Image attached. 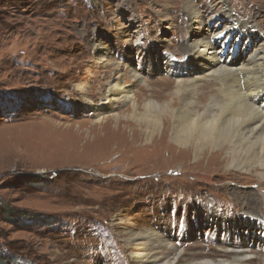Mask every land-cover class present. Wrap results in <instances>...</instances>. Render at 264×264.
<instances>
[{
	"label": "rangeland",
	"instance_id": "obj_1",
	"mask_svg": "<svg viewBox=\"0 0 264 264\" xmlns=\"http://www.w3.org/2000/svg\"><path fill=\"white\" fill-rule=\"evenodd\" d=\"M186 1L202 8L204 24L224 29L228 21L204 11L219 0H0V256L9 257L3 264H132L126 240L150 231L174 245L179 264L193 255L201 259L198 253L213 258L224 238L213 225L242 217L246 197L264 202L259 179L243 170L172 159L166 147L149 159L142 151L145 138L138 139V149L130 148L132 136L158 138V131L151 137L138 121L143 102L159 103L161 112L166 104L175 111L183 105L171 76L155 69L164 67L166 57L186 68L177 52L184 42L172 35L187 20ZM225 4L239 19L258 13L252 38L264 39V0ZM98 43L109 50L117 75L114 66L101 67ZM128 66L150 82L148 98L133 96V109L131 103L114 104L103 122L116 116L140 127L114 142L107 135L76 138L77 124L96 126L86 101L100 106L107 79L121 77L125 88L134 87L133 95L143 85L131 82ZM150 90L165 97H149ZM168 142L176 151L183 148ZM210 205L216 215L204 210ZM17 215L23 220L16 221Z\"/></svg>",
	"mask_w": 264,
	"mask_h": 264
},
{
	"label": "bare ground",
	"instance_id": "obj_2",
	"mask_svg": "<svg viewBox=\"0 0 264 264\" xmlns=\"http://www.w3.org/2000/svg\"><path fill=\"white\" fill-rule=\"evenodd\" d=\"M225 1L219 0L218 4L207 5L204 9L205 15L210 18L228 21L222 31L216 26L203 23L202 8H197L194 2L186 1L182 4L187 20L174 27L172 35L184 42L177 52L182 58L185 57L186 68L185 65H178L176 58L166 57L164 67L159 66L155 70L171 76V82L175 84L174 95L183 97V105L175 111L170 104H166L162 106L161 112L158 110L159 103L151 100L143 102L146 110L138 121L143 120L145 126L151 129L149 136L152 137L153 132L158 131V138L150 142L148 135L132 136L134 142L130 144V148L138 149V139L145 138L146 145L142 146V151L149 159L160 157L157 147L160 150L166 147L172 159L186 156L193 158L194 164L202 167L205 162V168L209 167L210 170H218L222 163L228 170L237 168L249 173L247 176L255 175L254 177L259 179V185L256 187L260 190L264 188V39L252 38V34L257 33L258 26L254 23V18L258 17V13L253 17L254 21L250 17L239 19L228 12ZM95 51L101 67L105 69L109 65L114 66L116 74L117 67L107 47L98 43ZM240 53L245 57L241 59ZM128 59L131 63V59ZM129 66L127 70L129 69L131 82H143V85L138 87L133 95L134 87L125 88L122 80L120 81L121 77H108L100 106L86 101L95 116L96 126L91 130L84 128L83 122L77 124L74 132L76 138H90L92 135L94 138H102L107 135L108 140L114 142L125 137L127 131L132 132L140 127L129 120H117L116 116H109L105 123L103 122L104 113L114 104L120 106L131 103L133 109V96H136L138 101L148 98L144 96H147L150 82L144 80L138 68ZM186 71L188 79L184 80L182 77ZM122 79L129 81L127 77ZM76 88L84 93L85 88L83 89L82 85ZM149 92V97H165L151 90ZM160 115L162 116L159 117ZM134 116L132 115L133 119ZM168 140L183 148L176 151ZM124 150L125 153L128 151ZM222 156L223 160H218ZM254 200L246 197L241 208L242 217L236 221L225 222L221 226L213 225L216 232L222 231L224 235L219 241L221 251L218 254L209 258L208 254L198 253L201 254V259L193 255L191 261L184 264H264V253L257 255L251 246L253 243L264 250V202L257 200V203L253 202ZM204 210L210 215H216V210L211 205L210 208L205 206ZM200 223L201 220L198 219L195 225L198 230L202 226ZM239 227L245 231L240 233L242 231ZM126 242L131 250L132 264L181 262L180 257L175 255L174 245L171 246L166 238L158 237L153 231L141 236H130ZM236 245L240 247L237 248Z\"/></svg>",
	"mask_w": 264,
	"mask_h": 264
},
{
	"label": "trees",
	"instance_id": "obj_3",
	"mask_svg": "<svg viewBox=\"0 0 264 264\" xmlns=\"http://www.w3.org/2000/svg\"><path fill=\"white\" fill-rule=\"evenodd\" d=\"M20 219L23 220L22 217H21V215L15 216V220L16 221H21ZM7 259L9 260V257H6L5 255L4 256L3 255L0 256V264L8 263V260Z\"/></svg>",
	"mask_w": 264,
	"mask_h": 264
}]
</instances>
